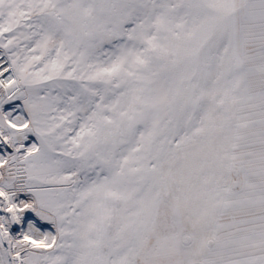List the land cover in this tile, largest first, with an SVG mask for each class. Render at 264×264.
Segmentation results:
<instances>
[{
    "label": "snow or ice",
    "instance_id": "1",
    "mask_svg": "<svg viewBox=\"0 0 264 264\" xmlns=\"http://www.w3.org/2000/svg\"><path fill=\"white\" fill-rule=\"evenodd\" d=\"M0 264H264V0H0Z\"/></svg>",
    "mask_w": 264,
    "mask_h": 264
}]
</instances>
